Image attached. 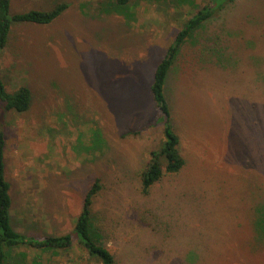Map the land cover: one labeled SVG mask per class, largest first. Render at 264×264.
<instances>
[{
	"label": "rangeland",
	"instance_id": "374dc122",
	"mask_svg": "<svg viewBox=\"0 0 264 264\" xmlns=\"http://www.w3.org/2000/svg\"><path fill=\"white\" fill-rule=\"evenodd\" d=\"M115 1L12 0V16L69 5L52 24L14 22L0 51L9 90L34 94L29 111L1 113L13 226L72 232L100 178L93 211L116 264H264V0H217L187 43L168 83L187 164L148 195L139 172L164 139L155 71L209 0ZM9 264L102 263L76 240L22 244Z\"/></svg>",
	"mask_w": 264,
	"mask_h": 264
},
{
	"label": "trees",
	"instance_id": "16d2710c",
	"mask_svg": "<svg viewBox=\"0 0 264 264\" xmlns=\"http://www.w3.org/2000/svg\"><path fill=\"white\" fill-rule=\"evenodd\" d=\"M132 0H116V6L129 5ZM182 4L193 5V0H180ZM209 0L202 7L195 9L184 22L172 43L168 46L164 57L155 71L152 84V93L158 114L155 124L164 126V139L159 146L149 152V160L139 172L141 193L148 195L166 176L180 174L186 167L187 161L181 150V135L173 121V108L168 95V83L176 63L179 61L187 43L196 36V33L215 15V3ZM12 0H0V51L9 43L14 22H27L40 25L52 24L69 7L66 2H60L52 9H31L26 12L11 15ZM194 7V5L192 6ZM34 94L30 86L22 85L16 90H9L1 74L0 58V264H9V252L22 244L29 245L43 251L68 249L75 241L84 247L90 256L102 264H116L115 254L104 241L102 230L98 227L93 206L99 195L102 184L100 178L87 190L78 215L75 228L72 232L62 235H47L38 239L33 235L19 232L12 224V184L7 177L6 147L7 137L1 125V113L17 111L24 113L32 108ZM96 131L93 129L92 131ZM138 133V132H131ZM96 134V132H95ZM94 134L92 149L100 147V134ZM82 135V134H81ZM261 214L264 217V209ZM77 234L78 237L75 236Z\"/></svg>",
	"mask_w": 264,
	"mask_h": 264
}]
</instances>
